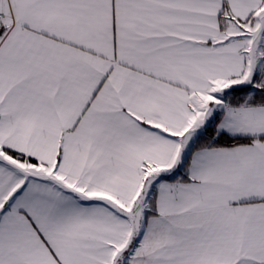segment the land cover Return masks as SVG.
<instances>
[{"label":"snow or ice","instance_id":"obj_1","mask_svg":"<svg viewBox=\"0 0 264 264\" xmlns=\"http://www.w3.org/2000/svg\"><path fill=\"white\" fill-rule=\"evenodd\" d=\"M0 264H264V0H0Z\"/></svg>","mask_w":264,"mask_h":264}]
</instances>
